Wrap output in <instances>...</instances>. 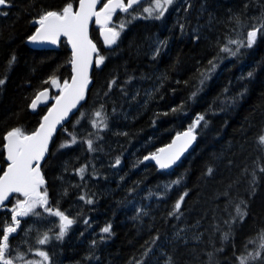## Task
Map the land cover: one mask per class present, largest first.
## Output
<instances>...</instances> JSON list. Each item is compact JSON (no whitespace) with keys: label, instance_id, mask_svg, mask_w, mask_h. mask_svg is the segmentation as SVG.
<instances>
[{"label":"trees","instance_id":"16d2710c","mask_svg":"<svg viewBox=\"0 0 264 264\" xmlns=\"http://www.w3.org/2000/svg\"><path fill=\"white\" fill-rule=\"evenodd\" d=\"M69 3L75 11L79 0H8L0 7V175L7 167L6 134L13 128L34 132L62 91L50 77L61 85L72 77L66 39L54 50L27 42L40 15ZM150 6L143 0L113 14L109 26L123 22L125 28L112 48L105 47L101 27H92L104 62L94 68L85 102L55 137L42 168L48 206L75 221L46 246L47 264H238V256L258 249L264 231V144L258 139L264 135V34L235 56L221 48L230 39L246 41L248 31L264 24V0H173L160 19L143 12ZM45 89L48 104L33 111L32 100ZM201 115L196 144L178 166L163 171L144 160ZM94 120L107 127H94ZM19 199L16 194L0 209V235L13 223L11 208ZM35 211L39 215L18 217L20 226L9 237V255L24 256L15 264L34 258L30 252L39 244H30L29 232H59L58 217L42 207ZM108 224L111 233H102ZM248 264H264V250Z\"/></svg>","mask_w":264,"mask_h":264},{"label":"snow or ice","instance_id":"6c2138e0","mask_svg":"<svg viewBox=\"0 0 264 264\" xmlns=\"http://www.w3.org/2000/svg\"><path fill=\"white\" fill-rule=\"evenodd\" d=\"M7 2L8 0H0V6L6 5ZM140 2L141 0H127V2L125 0H107V3L97 11L96 5L98 0H79L78 11H73V5L69 3L61 11H47L39 16V27L28 37V40L33 43L50 42L55 44L61 35L66 36L71 42L73 49L71 63L75 75L72 77L71 83L65 80L62 85L55 76L50 77L51 84L57 88H61L62 92L61 95L55 98L56 103L48 110L47 115L43 117L38 129L31 134H25L22 129L13 128L6 134L5 140L7 143L5 147L7 149V160L10 163L7 165V169L3 172V175H0V207L5 206L4 202L13 193L21 194L23 199L17 200L11 208V220L13 223L5 227L3 234L0 235V264H15L16 258H19L21 261L24 260L23 254H18V257L9 255L11 251L9 237L11 234L17 232L21 223L18 217H27L30 214L39 215L35 210L38 207H42L45 212L58 217L60 220L59 232L55 235V239L58 240L62 239L68 229L75 223L74 219L70 218L59 208L53 209L48 206L47 190L45 188L41 191L45 180L40 170V161L44 159L45 154L48 152V144L56 126L84 99V92L89 83L88 69L92 63V54H98L96 46L88 38L89 22L95 17L96 23L102 26L105 44L113 45L117 42L121 31L125 28V23L123 22L117 26L109 27L113 14L117 10L127 13L134 5ZM150 2L151 6L143 8V12L147 13L148 17L155 15L156 19L163 17L168 10V6L173 4V0H150ZM133 18L135 19L136 17ZM258 33L264 34V24L260 28H253V30L248 31L246 33V41L228 40L227 44L221 48V51L235 56L241 47H252L257 39ZM228 45H236V50L233 51ZM15 59L16 57L13 56L9 63H13ZM104 59V56L98 55L96 64H102ZM209 64H212V61H209ZM248 75L251 76L252 73L249 72ZM4 82L3 79H0V85L4 84ZM45 83H48V81ZM113 83L115 82L113 81ZM42 98L45 100L48 98L47 89L36 95L35 99L32 100L31 107L35 109L38 103L43 102ZM101 115V111L95 112L96 117H101ZM203 120L204 116H198L194 124L186 132L178 134L172 144L159 149L157 153L145 156L144 160H156L162 169L175 164L192 141L196 139L195 129ZM92 123L94 127H107V124L102 120L99 122L94 120ZM258 139L261 144H264V135ZM70 143H76L75 136H72ZM87 145L92 150L93 141L88 140ZM66 146L68 145H61V147ZM119 163L120 160L118 158L116 164L118 165ZM79 171L83 175L85 169L81 168ZM208 171L211 173L212 169ZM173 183H179V181H174ZM81 199H84V197H81ZM183 199L184 197L181 196L180 200L175 204L176 212H179ZM87 202L92 203L91 200ZM235 211L241 218L246 215V213L241 211L239 205L236 206ZM111 230L112 226L108 224L101 229V232L110 234ZM258 236V249L255 252H247V254L238 256V264H248L249 260H255L261 256V250H264V231L259 233ZM225 238H227V234ZM49 240V235L45 233L43 238L39 239L37 243L39 245H45ZM248 243L254 244L256 241L249 240ZM37 254L43 259L42 261L35 262V264H44V262L49 260L46 251L37 250ZM24 264H34V262L24 261Z\"/></svg>","mask_w":264,"mask_h":264},{"label":"water","instance_id":"95a60500","mask_svg":"<svg viewBox=\"0 0 264 264\" xmlns=\"http://www.w3.org/2000/svg\"><path fill=\"white\" fill-rule=\"evenodd\" d=\"M142 1H143V0H141V2H142ZM105 3H107V0H98V3H97V5H96V10L99 11V10L103 7V5H104ZM137 5H138V4H137ZM4 6H5V5H4ZM134 6H135V5H134ZM0 7H3V6H0ZM78 10H79V4H78V7H77V9H76L75 11H78ZM73 11H74V10H73ZM117 11H118V10H117ZM117 11H116V12H117ZM116 12H115V13H116ZM94 24H96L97 26H100V27H101V30H100V37H101V39H102V41H103L105 47H106V48H112L115 44H113V45H107V44H105V42H104V33H103V31H102V26H101L100 24H97V23H96V18H95V17H93V18L91 19V21L89 22V25H88V38L92 41V43L96 46V48H97V50H98V47H97L96 43L94 42V40H93L92 37H91V31H92V27L94 26ZM38 27H39V24H38ZM109 27H110V26H109ZM63 39H66V40H67V42H68V44H69V47H70V50H71V53H72V59H73V49H72V45H71V42L68 40V38H67L66 36L61 35V36L59 37L58 42L55 43V44L50 43V42L33 43V42L29 41V40H28L27 42H28V45H29L30 47L34 48V49H40V50H41V49H45V50H54V49H57V48L59 47V45H60V43H61V41H62ZM97 58H98L97 53H93V54H92V63H91V65H90L89 69H88L89 83H88V85H87V87H86V89H85V92H84V99L81 100V101L77 104V106H76L75 108H73V109L69 112L68 116H67L64 120H62L60 124H58V125L56 126V129H55V131H54L53 134H52L51 140L49 141V144H48V152L45 154L44 159L40 161V170H41V173H42L43 177H44L43 170H42V168H43V164L45 163L46 159L48 158L49 150H50V148H51V145H52V143H53L55 137H56L57 134L62 130V128L65 127V126L71 121L72 117H73L75 114H77V112L80 110L81 106L83 105V103H84L85 100H86V97H87L88 91H89V89H90V87H91V85H92V80H93V79H92V75H93V72H94V68H95V67H100V66H101V64H100V65H97V64H96V60H97ZM74 75H75V73H74V71H73V65H72V77H73ZM72 77H71L69 83H71V81H72ZM43 91H44V90H43ZM61 92H62V91H61ZM60 95H61V93H60ZM50 97H51V93H50V91L48 90V98H47L46 100H45L44 98H42L43 102L38 103V105H37V107H36L35 109H33L32 107H31V109H32L33 111H36L39 107L46 106V105L48 104V102H49ZM55 103H56V99L53 101V103H52V105L49 107V109L52 108L53 105H54ZM49 109H48V110H49ZM47 113H48V111H47ZM47 113H46L45 115H47ZM42 120H43V118H42ZM41 122H42V121H41ZM40 124H41V123H40ZM38 128H39V126H38ZM38 128H37V129H38ZM187 130H188V129H187ZM187 130H184V131H182V132H179L178 134L184 133V132H186ZM178 134H176V135L173 137L172 141H171L169 144H172V142L176 139V137H177ZM195 136H196V138H197L196 132H195ZM6 143H7V141H6ZM6 143H5V145H6ZM169 144H167V145H169ZM195 144H196V139L193 140L192 143L187 147V149H186V150L183 152V154L180 156V159H179L175 164L171 165V166L168 167V168H164V169L160 168V167H159V164L156 162V160H153V159H149V160H146V161H147V162H150V163H153V164H154L155 166H157L160 170H163V171H170V170H172L173 168H175L176 166H178V165L181 163V161L183 160V158H184V157H185V156H186V155H187V154L193 149V147L195 146ZM167 145H166V146H167ZM166 146H164V147H162V148H165ZM157 152H158V151H157ZM157 152H155V153H157ZM5 153H6V162H7V165H8V164L10 163V161L7 160V149H6V147H5ZM149 156H150V155H149ZM6 169H7V167L5 168V170H6ZM1 175H3V173H2ZM44 180H45V178H44ZM45 184H46V181H45ZM45 184H44V185H45ZM16 194H18V193H13V194L9 197V199H8L7 201L4 202V205H5V206L9 205L10 202L13 200V198H14V196H15ZM19 195H21V194H19ZM5 206H4V207H5ZM1 208H2V207H0V209H1Z\"/></svg>","mask_w":264,"mask_h":264},{"label":"rangeland","instance_id":"374dc122","mask_svg":"<svg viewBox=\"0 0 264 264\" xmlns=\"http://www.w3.org/2000/svg\"><path fill=\"white\" fill-rule=\"evenodd\" d=\"M59 223H60V220H59ZM44 230H46V232L45 233H47L48 235H49V237H50V240L48 241V243L47 244H45V245H38V246H36V249L35 250H33V251H31L30 253H33V254H35L34 255V258H31L29 261H32V262H34V264H35V262H37V261H42V257H40L38 254H37V250H42V251H46V246H48V244L51 242L52 243V240L55 238V234H53V228H51V229H49V228H47V229H44ZM38 233H39V230H38ZM45 233H42L41 231H40V233L38 234V237H37V235L36 234H33L32 232H29L28 233V238H30V244L32 243H36V240H39V239H41V238H43V235L45 234ZM47 252V251H46ZM48 253V252H47ZM32 254V255H33ZM48 256H49V254H48ZM50 256H49V260L48 261H46V262H44V264H47V263H49L50 262Z\"/></svg>","mask_w":264,"mask_h":264}]
</instances>
